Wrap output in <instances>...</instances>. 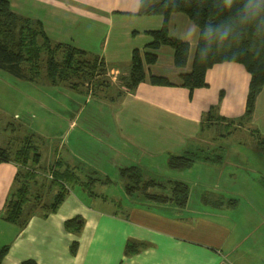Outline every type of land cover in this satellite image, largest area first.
I'll list each match as a JSON object with an SVG mask.
<instances>
[{
  "label": "crops",
  "instance_id": "0c3cea01",
  "mask_svg": "<svg viewBox=\"0 0 264 264\" xmlns=\"http://www.w3.org/2000/svg\"><path fill=\"white\" fill-rule=\"evenodd\" d=\"M9 1L18 14L42 21L53 42L68 43L97 55L105 62L109 75L122 71L127 78L133 51H144L152 40L148 31L161 28L165 22L163 15H137L140 0ZM168 28L170 36L190 43L187 65L178 68L174 49L163 45L156 51L157 61L145 64L146 79L134 91L125 88L123 102L113 100L112 104L117 105L114 112L116 138L104 143L94 138L105 134L100 125L86 131L99 155L102 152L99 148L108 152L104 158L99 156L93 172L103 173L102 178H108L104 183L111 182L114 176L109 172H115L116 187L128 199L121 197L123 202L115 203L100 195L101 201L93 202L99 195L89 191L82 175L87 169L79 162L84 155L96 152L85 154L80 147L66 158L57 155L54 162L47 165L46 171L55 176L67 168L77 174L78 181L70 183V193L57 211L47 216L43 211H35L22 228L3 218L15 187L18 165L13 161L1 162L0 248L9 245L2 264H21L27 260H35L37 264H264V164L259 166L257 180L242 171L238 162L244 160L241 154L248 153L246 141L226 145L230 156L226 161L222 155L218 163H226L219 169L211 170L209 156H204V163L209 167H202L194 175V181L189 184L186 180H174L186 182L190 187L184 206L173 202L154 203L159 205L156 206L126 192L121 168L138 164L143 169L141 163L146 153L167 155L168 163L172 154L196 152L194 142H205L208 131H214L215 123L209 120L213 114L224 122H235L236 129L249 127L240 125L246 114L251 79L246 67L234 61L217 63L207 71L208 85L190 90L182 85L181 74L192 71L200 29L182 12L170 15ZM151 75L165 77L171 85L154 84ZM249 124L251 134L256 132L262 138L259 141L264 153V87ZM244 144L247 145L245 152L241 149ZM121 145L140 153L133 157V163H129L130 155L122 156ZM0 147L9 149L11 145L0 142ZM197 152H203L202 148ZM40 162L36 166L37 178L44 177L40 176ZM233 165L239 168V173L234 172ZM191 185L195 191L194 203ZM76 188L92 199L83 197L80 191L75 193ZM228 193L236 197L228 198ZM136 201L139 206L133 207ZM107 203L120 206L127 203L132 207L115 213L100 206ZM78 215L84 220L82 230L79 233L67 230L65 221ZM75 241L78 247L73 254L71 245ZM129 241L144 246L127 255L125 249Z\"/></svg>",
  "mask_w": 264,
  "mask_h": 264
},
{
  "label": "trees",
  "instance_id": "16d2710c",
  "mask_svg": "<svg viewBox=\"0 0 264 264\" xmlns=\"http://www.w3.org/2000/svg\"><path fill=\"white\" fill-rule=\"evenodd\" d=\"M176 12L185 13L200 29L193 68L191 72L181 74L182 85L190 90L207 86V71L217 63L234 61L243 64L251 74L244 116V121H249L253 116L257 97L264 87V0H140L137 15H163L165 22L161 28L148 31L152 40L145 46L144 51H133L126 87L129 91H134L146 79L145 64H154L157 61L156 51L163 45L174 49V61L178 68L187 65L190 43L169 34L168 19ZM225 31L228 36L221 39V33ZM43 62L46 77L53 85L70 81L73 77L95 80L107 69L99 56L68 43L53 42L42 21L20 15L13 11L9 0H0V69L16 78H29L37 82L43 74ZM151 82L171 85L167 78L155 75H151ZM25 141L24 145L15 151L0 147V163L13 161L19 165L15 187L5 207L3 218L22 228L35 212L33 208L32 213L28 214L27 206L30 204V185L32 181L37 182L36 166L41 155L39 146L34 144L31 138ZM199 156L200 153L194 151L188 155L172 154L168 165L173 169H188ZM120 175L126 182L127 194L140 201L159 204L170 200L178 206H184L189 198L190 187L182 181H173L170 186L171 194L152 192V188L162 189L167 184L154 179L145 181L136 165L121 168ZM56 177L58 181L67 179L64 172H57ZM94 181L95 178L90 179L91 183ZM90 182L87 183L89 187ZM55 183L60 185L57 181ZM63 185H60L61 188L52 203L44 205V216L57 211L68 195V189ZM83 223V218L78 215L66 220L65 227L79 233ZM143 246V243L129 241L125 253H134ZM77 247L78 243L73 242V254H76ZM8 250L9 245L0 248V264L3 263ZM21 264L37 262L27 260Z\"/></svg>",
  "mask_w": 264,
  "mask_h": 264
},
{
  "label": "rangeland",
  "instance_id": "374dc122",
  "mask_svg": "<svg viewBox=\"0 0 264 264\" xmlns=\"http://www.w3.org/2000/svg\"><path fill=\"white\" fill-rule=\"evenodd\" d=\"M121 72L118 75L115 72L109 75L106 69L105 73L98 75L95 80L73 77L70 81L60 82L58 83L59 86H54L46 77L44 62L43 74L37 82L30 80L28 77V79L16 78L9 72L0 69V142L10 143L11 148L9 149L15 151L24 145L26 139L31 138L33 143L39 146V152L42 153L40 162L42 171H39L42 172L40 176L44 177L37 178V182L32 181L30 185L31 194L30 204L27 206L28 214L32 213L33 208L35 211H44V205L52 203L57 191L61 188L60 185L64 184L63 186H66L67 191H70V183L78 181L76 178L77 174L70 168L64 169V175L67 178L64 181H58L53 173L49 174L46 170L47 165L54 162L57 155L66 158L68 154H71V151H75L80 147L85 154L87 151L89 153L96 152L94 155L87 154V157L84 155L79 162V165L87 169L84 174L82 173L83 179L89 184L90 179L95 178L93 183L90 182L89 191L93 195L95 193L99 196H95L97 198L93 202L96 204L101 201L99 199L101 196L114 200L115 203L123 202L121 197L128 199L116 187L118 184L115 172H109L110 176H114V179L107 183H104L108 181V178H102L103 173L101 175L93 172L98 165L96 162L100 160L99 156L104 158L108 152L105 153L106 149L99 148L102 150L99 155L100 152L96 150V146L92 144L93 141L86 132L89 127L100 125L104 128L105 134L94 138L102 143L116 138L118 128L115 124L114 112L117 105L114 106L112 102L113 100L123 102L122 96L125 94V88H127L125 85L127 77ZM210 119L213 120V124L215 123L214 131H208V135L204 137L205 142H194L193 149L197 152L202 148L203 152L196 158L193 167L184 170L172 169L167 163L168 156L163 154L155 156L146 153L141 163L143 169L138 164H135L136 162L134 163L140 168L145 181L154 179L167 184L162 189L152 188V192L164 195L171 194L170 186L175 179L186 180L190 184V181H194V175L201 171L202 167L208 166L204 163V156H209L208 161H211L212 164L211 170L219 169V166L225 165L230 156V148L226 145L239 140L247 142L248 153L241 154L244 160L239 162L234 156L232 158H234L235 162L242 165L240 168L243 172L255 177V180L260 178L259 166L264 164V153L261 151L259 141L262 138L255 134L256 132L251 134V127L250 124L248 125V121L243 120V124H240V122L239 124L249 127L236 129L235 122H224L221 118L216 117L215 114ZM121 147L122 156L124 154L130 155V164L135 159L133 157L140 155L138 151L135 152V149L132 151L129 146L121 145ZM241 149L244 152L247 151V145L244 144ZM222 155H224L226 161L224 164L221 163V165L218 162L223 159ZM192 157L194 158V155ZM207 170L209 172V169ZM233 170L236 173L240 172L236 165H233ZM45 173L46 175H43ZM56 181L60 185L55 183ZM120 188H122V185ZM78 191L81 192L83 197L90 200L91 197L84 195L82 189H74L75 193ZM194 192V186L191 185L192 203L196 199L195 196L193 197ZM226 196L228 198L236 197L229 193ZM169 202L172 201L169 200L159 204L164 205ZM138 203L136 201L133 207L139 206ZM153 205L159 206L154 203ZM100 206H104L115 213H121L132 207L131 204L127 203H123L122 206L114 205L113 203L101 204Z\"/></svg>",
  "mask_w": 264,
  "mask_h": 264
},
{
  "label": "clouds",
  "instance_id": "9594fccd",
  "mask_svg": "<svg viewBox=\"0 0 264 264\" xmlns=\"http://www.w3.org/2000/svg\"><path fill=\"white\" fill-rule=\"evenodd\" d=\"M209 31H211V29H209ZM227 36H228V33L225 31V32L221 33L220 38H221V39H226Z\"/></svg>",
  "mask_w": 264,
  "mask_h": 264
}]
</instances>
